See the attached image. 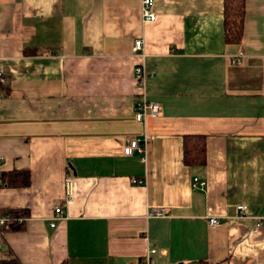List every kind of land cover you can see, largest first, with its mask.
<instances>
[{
  "label": "crops",
  "instance_id": "1",
  "mask_svg": "<svg viewBox=\"0 0 264 264\" xmlns=\"http://www.w3.org/2000/svg\"><path fill=\"white\" fill-rule=\"evenodd\" d=\"M141 6L0 0V173L31 172L0 186L1 208L30 211L0 236V261L140 264L155 247L168 264H264V0H247L238 44L223 0H155L154 22ZM139 64L160 105L142 121ZM189 135L205 136L202 165L184 161ZM134 138L145 156L126 154ZM68 179L73 202L53 227Z\"/></svg>",
  "mask_w": 264,
  "mask_h": 264
},
{
  "label": "trees",
  "instance_id": "2",
  "mask_svg": "<svg viewBox=\"0 0 264 264\" xmlns=\"http://www.w3.org/2000/svg\"><path fill=\"white\" fill-rule=\"evenodd\" d=\"M224 1V37L228 44L241 43L247 11V0H223ZM184 161L188 165H202L206 161V140L203 135H189L184 141ZM31 182L29 170H11L1 173L0 186L21 187ZM30 211L26 208L11 207L1 208L0 217H6L4 224L0 225L1 238L10 231H22L26 228V220ZM24 219L21 221L20 219ZM1 264H21L14 256L9 255L0 261ZM61 264H68L63 261Z\"/></svg>",
  "mask_w": 264,
  "mask_h": 264
},
{
  "label": "built area",
  "instance_id": "3",
  "mask_svg": "<svg viewBox=\"0 0 264 264\" xmlns=\"http://www.w3.org/2000/svg\"><path fill=\"white\" fill-rule=\"evenodd\" d=\"M154 5H155V0H142L141 11H142L143 20L145 22H154L157 19V15L154 12ZM143 46H144L143 40H137L135 42L134 51L136 53L143 54ZM243 56H244L243 53H240L236 57L235 61H241ZM135 74H136L137 85L142 90V94L144 95V98L137 104L136 107L137 120L142 121L147 114L157 116L160 112V105L157 102H152L147 100V98L145 97L144 90L146 86V80L150 76V74L146 71L143 64L137 65L135 69ZM4 81L5 78L0 73V82H4ZM135 153L141 156H145L146 154V147L144 144L141 143L140 139L138 138H134L133 140H131L126 148L127 155H133ZM136 182L143 183L144 180H139ZM0 183H1V173H0ZM193 184L194 186H199V185L205 186L206 181L196 177ZM73 198H74V190H73L72 182L70 179H68L65 198L61 203V205H59L55 209V215L53 217L51 226L53 227L56 226L57 220H61L65 218V208L73 202ZM246 209L247 206L245 205L239 206V210L242 213L245 212ZM150 214L161 216L164 215V211L161 209H153L151 210ZM6 220H7L6 217H0V225L4 224ZM20 220L23 221L24 219L22 218ZM209 222L211 226H216L219 224L220 219L216 216H213L210 218ZM158 252L159 251L157 248L149 247L144 253L140 264H168L166 262L159 261L156 259V255L158 254Z\"/></svg>",
  "mask_w": 264,
  "mask_h": 264
}]
</instances>
